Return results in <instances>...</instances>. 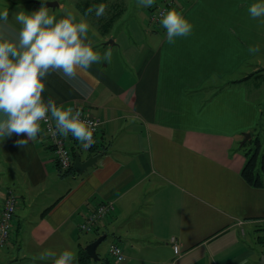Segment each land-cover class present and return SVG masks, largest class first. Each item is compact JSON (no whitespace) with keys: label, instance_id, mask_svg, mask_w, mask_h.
Instances as JSON below:
<instances>
[{"label":"crops","instance_id":"obj_1","mask_svg":"<svg viewBox=\"0 0 264 264\" xmlns=\"http://www.w3.org/2000/svg\"><path fill=\"white\" fill-rule=\"evenodd\" d=\"M35 1L0 0V10L8 8L15 25L13 13L37 9ZM49 1L58 17L61 5L80 14L108 6L88 17L103 37L94 46L112 51L111 62L91 69L98 83L87 78L90 98L56 74L45 93L100 119L93 148L80 158L102 155L83 173H66L43 133L27 150L14 146L16 136L0 140V210L6 188L17 196L0 264H52L39 258L46 249L73 250L75 264H264V174L259 187L241 175L242 147L255 138L261 152L264 142V25L247 11L257 0H180L176 9L193 29L175 43L161 24L150 25L151 7L125 21L118 0ZM256 44L260 52L250 54ZM245 132L251 138L241 145ZM101 200L114 211L80 242L77 222ZM99 235L98 259L84 263L80 250ZM111 242L121 245L122 262L107 255Z\"/></svg>","mask_w":264,"mask_h":264},{"label":"clouds","instance_id":"obj_2","mask_svg":"<svg viewBox=\"0 0 264 264\" xmlns=\"http://www.w3.org/2000/svg\"><path fill=\"white\" fill-rule=\"evenodd\" d=\"M49 0H39V7L31 11L13 13L15 25L9 23V10H0V140L18 137L14 146L28 149L42 131V122L54 121L48 131L55 137L71 135L84 150L94 143L96 121L82 118L79 108L65 106L48 92L47 81L56 74L73 86L85 99L91 96L87 78L98 83L91 74L93 65L111 62L112 51L103 54L94 46L93 39H103L88 17L105 15L104 3L90 5L80 14L74 5H61L63 15L57 16L49 7ZM155 0H137L138 7H152ZM248 15L264 25V0L248 6ZM159 23L166 30L169 43L191 34L193 25L176 8L162 10ZM250 54L260 52V45H251ZM75 82V83H74ZM77 84L82 86L77 87ZM23 137V138H19ZM41 260L52 264H75L77 254L70 249L57 252L46 249ZM240 264H248L247 259Z\"/></svg>","mask_w":264,"mask_h":264},{"label":"built area","instance_id":"obj_3","mask_svg":"<svg viewBox=\"0 0 264 264\" xmlns=\"http://www.w3.org/2000/svg\"><path fill=\"white\" fill-rule=\"evenodd\" d=\"M180 0H158L154 7L148 10V22L152 26L159 25L160 12L171 8H176ZM82 110V118H87L101 124L99 118L91 113L89 108L84 105L74 106ZM49 125L54 128V121L48 123L42 122V131L45 143L51 148L53 153L54 165L60 172H65L73 167L75 152L84 151L80 142L75 140L71 135L64 138L60 135L53 136L49 131ZM99 127L94 132V140L96 142V135ZM95 144V143H94ZM94 144L85 151L93 148ZM17 196L13 189L6 188L2 199V206L0 210V249L7 246L10 240L11 230L15 220V211L17 205ZM114 211V204L110 200L96 201L94 205L81 215V219L77 222V229L79 232L90 233L96 231ZM173 242V249L175 253L179 252V247L175 242V238H171ZM107 255L113 258L116 262H122L125 259L121 245L116 242H111L107 248Z\"/></svg>","mask_w":264,"mask_h":264},{"label":"trees","instance_id":"obj_4","mask_svg":"<svg viewBox=\"0 0 264 264\" xmlns=\"http://www.w3.org/2000/svg\"><path fill=\"white\" fill-rule=\"evenodd\" d=\"M259 150V141L256 139L254 147L250 149V151H245L244 153L247 158L241 170V175L245 181L256 187L261 185V174H264V154L260 156V161L258 163V157L260 154ZM68 172L73 173L76 171L73 167H71L66 171V173ZM80 252V259L85 263V259L88 258L87 253L84 249H81Z\"/></svg>","mask_w":264,"mask_h":264},{"label":"water","instance_id":"obj_5","mask_svg":"<svg viewBox=\"0 0 264 264\" xmlns=\"http://www.w3.org/2000/svg\"><path fill=\"white\" fill-rule=\"evenodd\" d=\"M39 3L38 1H35ZM57 5L56 1H49L48 6L55 7ZM111 42V40H110ZM243 139L241 140L240 144L242 145L245 141H247L249 138H251V133L245 132L243 133ZM102 155V153H98L96 155L88 156L85 160H81L80 153L78 151L75 152L74 155V161H73V168L75 171L79 174L83 173L88 167L92 166L97 159ZM105 235H99L96 239L92 240L85 246V251L87 255L94 259H98V255L96 253V248L98 245L104 240Z\"/></svg>","mask_w":264,"mask_h":264},{"label":"rangeland","instance_id":"obj_6","mask_svg":"<svg viewBox=\"0 0 264 264\" xmlns=\"http://www.w3.org/2000/svg\"><path fill=\"white\" fill-rule=\"evenodd\" d=\"M118 1L120 3L121 8L125 7V12L123 14V19L125 21H128L131 16L132 17H136V16L138 17V15L141 14L142 11H143L144 7H138L137 6V0H118ZM157 1L158 0H155V2H157ZM154 5H155V3H154ZM154 5L152 7H154ZM146 17L147 18L149 17V15L147 13H146ZM262 66H264V63L262 64ZM263 76H264V74H263ZM261 80H262V77L259 78V81H261ZM263 109H264V106H263ZM262 120L264 121V115L262 116ZM262 129H263V131L261 132V136H262V139L264 141V125L262 126ZM254 139L255 138H253L251 140H248L245 143V145L242 147V152H244V153H245V151L248 152V151H250V149H252L254 147V144H255ZM261 154H264V142H263V149L261 150V152L259 154V157H258V163L260 161ZM94 236H95V234H93V233L92 234H88V233L80 232V237L81 238L79 240H80V242H84L86 240L85 238L94 237ZM106 239H108V238H106Z\"/></svg>","mask_w":264,"mask_h":264}]
</instances>
